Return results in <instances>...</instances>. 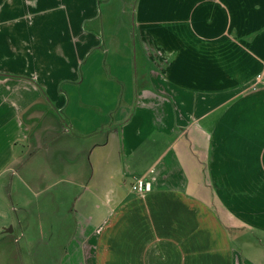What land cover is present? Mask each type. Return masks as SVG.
Returning <instances> with one entry per match:
<instances>
[{
    "label": "crops",
    "instance_id": "1",
    "mask_svg": "<svg viewBox=\"0 0 264 264\" xmlns=\"http://www.w3.org/2000/svg\"><path fill=\"white\" fill-rule=\"evenodd\" d=\"M259 71L264 0H0V243L57 191L76 264H257Z\"/></svg>",
    "mask_w": 264,
    "mask_h": 264
},
{
    "label": "rangeland",
    "instance_id": "2",
    "mask_svg": "<svg viewBox=\"0 0 264 264\" xmlns=\"http://www.w3.org/2000/svg\"><path fill=\"white\" fill-rule=\"evenodd\" d=\"M99 21L102 19L100 18ZM128 23L130 24V21ZM134 84L133 77L127 91V86L124 84L126 95L130 96L135 89ZM112 85L116 91L120 89L118 83ZM51 193L54 194L53 189ZM54 195L56 202L46 201L43 204L38 202L39 199L34 198L27 207H24L20 198V200L14 199L12 209L9 211L8 223V227H14V233L10 235L9 240L0 243V264H62L63 258L64 264H76L74 263L76 258L71 257L73 253L69 249L68 252L72 253L70 257L64 256L66 247L72 244L69 238L73 229L71 205L74 199L70 198V194L64 197L57 191ZM54 204L58 206L54 207ZM17 221L22 227L21 230ZM14 236H17L15 241L12 239ZM248 238V242L242 246L244 251H239L240 255L254 260V263L264 264V241L257 243L254 235H249ZM234 245L237 247L238 243L234 242ZM93 259L91 254H88L87 263L94 264Z\"/></svg>",
    "mask_w": 264,
    "mask_h": 264
},
{
    "label": "built area",
    "instance_id": "3",
    "mask_svg": "<svg viewBox=\"0 0 264 264\" xmlns=\"http://www.w3.org/2000/svg\"><path fill=\"white\" fill-rule=\"evenodd\" d=\"M255 83H261L264 85V71H259L254 76ZM151 188V183L148 181H144L142 179H137L135 183L132 185L131 190L137 192L139 194L148 192Z\"/></svg>",
    "mask_w": 264,
    "mask_h": 264
},
{
    "label": "water",
    "instance_id": "4",
    "mask_svg": "<svg viewBox=\"0 0 264 264\" xmlns=\"http://www.w3.org/2000/svg\"><path fill=\"white\" fill-rule=\"evenodd\" d=\"M4 232H6V233H11L12 232V229H4Z\"/></svg>",
    "mask_w": 264,
    "mask_h": 264
}]
</instances>
